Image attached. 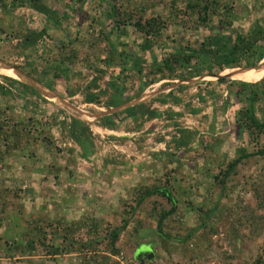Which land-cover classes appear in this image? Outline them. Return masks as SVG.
Segmentation results:
<instances>
[{"label": "rangeland", "instance_id": "374dc122", "mask_svg": "<svg viewBox=\"0 0 264 264\" xmlns=\"http://www.w3.org/2000/svg\"><path fill=\"white\" fill-rule=\"evenodd\" d=\"M263 28L264 0H0V63L42 87L0 74V264H264V155L220 184L264 147L262 61L211 43Z\"/></svg>", "mask_w": 264, "mask_h": 264}, {"label": "trees", "instance_id": "16d2710c", "mask_svg": "<svg viewBox=\"0 0 264 264\" xmlns=\"http://www.w3.org/2000/svg\"><path fill=\"white\" fill-rule=\"evenodd\" d=\"M203 10L205 12L206 8H203ZM155 27H156L155 22L152 19L145 22L144 26L141 25L140 23L136 24V28L138 29V31L146 35H150L151 33H153L157 29ZM258 33L260 34V36L258 38H254V41L250 43H248L245 38L238 35L236 39L234 40L232 46H230V48L226 47V42L229 43L227 38L220 37V36L213 37L211 39V43L217 46V50L213 51L215 53L214 58H213V65L217 66L220 70L224 68H228L236 63V56H238L239 53H242L246 57V54L250 55V51L251 53H254V55H256L257 62H260L261 59L264 57V28L260 30ZM258 43H260L261 45L258 46ZM151 47H152V42H150L149 40H145L143 44L141 45V48L143 50H151ZM220 48L221 50L219 51ZM198 54L199 52H197L196 50H192L189 55H185L181 52V53L171 56V58H165L164 56L161 62V66L159 68L160 70L158 71H164V70L168 71L170 70L171 63H173V61L175 62L178 60V61L187 62V60H189L190 58ZM259 71L262 73V78L264 79V59L262 60V64L259 67ZM262 78L260 79V81H262ZM247 100L249 102L248 104L251 106V103L253 101L252 96H249ZM247 113H248V119H249L248 121L253 127L258 126L264 129V125L259 124V122L254 117L251 109L248 110ZM183 144H185V142H183ZM263 155H264V147L250 154L242 152L236 159H234L227 165V168L221 174L223 178L221 179L220 184L224 183V181L234 172L235 168L244 159L249 158V157H255V156H263ZM154 195L160 196L161 198L165 199L168 203L171 204V208L167 212L160 214V217L158 219V222H157L158 229L157 230L159 233H161L160 223L162 222V219L166 218L168 215L174 212L176 202L172 198L168 190L164 188L155 187L152 189H149V188L145 189L143 194L138 198L136 205L139 206L144 199L154 196ZM125 227L126 225H122L120 228H115L109 234L111 247L114 246V244L117 242L119 234L125 229Z\"/></svg>", "mask_w": 264, "mask_h": 264}, {"label": "bare ground", "instance_id": "6f19581e", "mask_svg": "<svg viewBox=\"0 0 264 264\" xmlns=\"http://www.w3.org/2000/svg\"><path fill=\"white\" fill-rule=\"evenodd\" d=\"M264 59V57L262 58V60ZM261 60V61H262ZM260 64V63H259ZM0 65L3 67V68H7L9 69L14 75L16 78H19L21 80V82H23L24 84H27V85H30L31 87L35 88V89H41L42 87L41 86H37L34 82H32L31 80L23 77L22 75H20L19 73H17V71H15L13 68L11 67H8L4 64H1ZM256 68H245L243 69V71H246V70H255ZM1 70V69H0ZM241 71V70H240ZM76 107V106H75Z\"/></svg>", "mask_w": 264, "mask_h": 264}, {"label": "water", "instance_id": "95a60500", "mask_svg": "<svg viewBox=\"0 0 264 264\" xmlns=\"http://www.w3.org/2000/svg\"><path fill=\"white\" fill-rule=\"evenodd\" d=\"M262 60V59H261ZM261 62V61H260ZM259 62V63H260ZM250 68H257V67H250ZM27 79H29V78H27ZM29 80H31L32 82H34L32 79H29ZM35 83V82H34ZM146 259L147 261H152L153 260V258H154V256H153V253L151 252V251H140V250H137V252L135 253V255H134V259L137 261V262H139V263H141V264H143V259Z\"/></svg>", "mask_w": 264, "mask_h": 264}, {"label": "crops", "instance_id": "0c3cea01", "mask_svg": "<svg viewBox=\"0 0 264 264\" xmlns=\"http://www.w3.org/2000/svg\"><path fill=\"white\" fill-rule=\"evenodd\" d=\"M0 69H1L0 70V74L7 75V76H12V72L9 69L3 68V67H0Z\"/></svg>", "mask_w": 264, "mask_h": 264}]
</instances>
